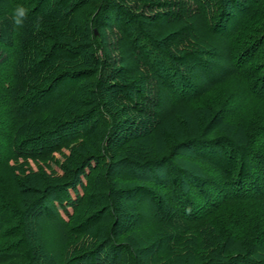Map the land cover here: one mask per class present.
Listing matches in <instances>:
<instances>
[{"label":"trees","instance_id":"trees-1","mask_svg":"<svg viewBox=\"0 0 264 264\" xmlns=\"http://www.w3.org/2000/svg\"><path fill=\"white\" fill-rule=\"evenodd\" d=\"M262 2L0 0V161L13 140L10 158L63 156L23 178L13 206L0 187V264H264V143L221 90L238 78L264 101ZM209 21L210 47L178 46Z\"/></svg>","mask_w":264,"mask_h":264},{"label":"rangeland","instance_id":"rangeland-1","mask_svg":"<svg viewBox=\"0 0 264 264\" xmlns=\"http://www.w3.org/2000/svg\"><path fill=\"white\" fill-rule=\"evenodd\" d=\"M183 1H185V0H183ZM236 4H237V2H235V5ZM262 4H263V8H264V0H263ZM138 5H140V2ZM195 7H197V6L195 5ZM139 10H141V9H139ZM153 10H154V7L146 8L144 10L145 12L143 14L148 15ZM166 10L167 9L164 8L163 5L159 9V11H161V12H165ZM132 11H133V13L137 12L136 10H132ZM200 11H201V9H200ZM220 15H221V13H219V15L214 13V18H216V17L222 18V16H220ZM209 17H211V16L207 14L208 20H209ZM253 20L254 19H251L249 21L244 22L242 24V27H239L237 29L238 31H237L236 38L234 39V41H232L230 43L226 41L228 46H230L232 49H234L235 54H239L241 52V50L243 48H245V46L247 44H249L251 39L256 35L252 32V28L249 29V25L252 24L251 22ZM258 20H260V19H258ZM235 23H236L235 20H232V22L227 21L226 29L230 30L231 28H233V25ZM178 24H181V23H178ZM246 24H248V26H245ZM210 26H211L210 21L207 24H206V22H201V23L196 22V24L191 23V27L193 29L192 33H189L186 37V38L190 37L189 42H184L182 45L179 44L178 46L179 47H186V48L187 47L193 48L194 44H198L199 46L210 47L211 46L210 43H213L214 42L213 38H215V37L212 38L208 34L210 32ZM191 27H190V30H191ZM208 30H209V32H208ZM187 32H189V31H187ZM187 32H185L184 34H187ZM258 33L263 34L264 32L262 30H259L257 32V34ZM218 56H220V54H218ZM218 56H217V58L219 59ZM260 56H264V53H263V55H260ZM260 56H256L254 58V60L258 61ZM219 60H221V58ZM263 60H264V58L260 59V63L263 62L262 66H261L262 68L264 67V61ZM252 66H254L253 63H252ZM236 81H239L237 83L240 84V87L238 90L235 91L234 86L236 85ZM154 83L155 82L153 81V83H151V85L154 86ZM58 85H64V84H62L60 82ZM69 86H72V85H70V83H69V85H64L61 88L64 89V88H68ZM247 87H248V85H247V82L245 80H241V79L237 78V79L232 80V82L228 80V82L221 87V90H222L223 95H227L230 92H232V95L234 96V97L232 96V99L235 101V102H233L234 103L233 108L235 107V109H234L235 112L234 111H232V112H233V116L235 118V121H237V123L241 126L242 129H244V130L250 129L251 133H254L253 139L257 140L258 144L261 143V141L264 143V137H261V138L257 137V136H259V133H260V132H258V129H254V131L252 130L254 125L256 124V122L258 120L262 119V117H264V101L252 99L250 94H248V88ZM61 88H57V89L59 90ZM259 127H261V126H259ZM14 143L17 144V141L13 140L10 143L8 148L3 147V149H4L3 152L6 156V159L1 160L2 162L0 161V187H3L7 192L5 195H4V193H2L1 196H3L5 202H7V203L13 202L12 204H10V206H13L14 203H17V202L22 200V195H18V190H19L18 184H19V182H21V180L23 178H26L28 175H30L32 173H36V172L38 173V170L40 167H42V169H44L47 173H49L51 171V169L52 170L58 169L57 168L59 166L58 163H60L63 160V156L58 151L53 152L51 157L45 158L44 160L31 159L28 156L21 157L20 155L14 157V158H10V156L7 154H9V150H11V147H13L12 145H14ZM194 151L197 152L198 149L196 148ZM78 184L79 183H76V188L79 190L80 184L79 185ZM96 192H98V191H96ZM191 193L193 195V192H191ZM72 194H74V193L72 192ZM59 195L60 196H58V195H54V196L55 197L58 196V198L63 199L62 195L61 194H59ZM64 201H66V200H64ZM60 203H61V201H59V199H57V200L53 199V201L49 202V204L52 206H54V204L55 205L57 204V206H58ZM4 204L5 203H0V209L6 207ZM58 207H57V209L59 210V213L60 214L63 213L61 210V208H63V207H61V205ZM15 210H17V209L15 208ZM15 210L12 209L11 207H9L8 211L15 212ZM70 210H69V212H70ZM45 221H48V219H46L44 217L39 218V223L42 224L41 228H39L40 233H41L43 239L45 240L47 246L49 244H50V247L56 246V240L59 237L58 236L59 235L58 234V228L59 227L56 226L55 224L46 225ZM51 223H53V222H51ZM44 227H47V228H44ZM4 228L6 229V227H4ZM82 240H84V238H82ZM7 244H8L7 242H3L2 239H0V247H2V245H7Z\"/></svg>","mask_w":264,"mask_h":264},{"label":"clouds","instance_id":"clouds-1","mask_svg":"<svg viewBox=\"0 0 264 264\" xmlns=\"http://www.w3.org/2000/svg\"><path fill=\"white\" fill-rule=\"evenodd\" d=\"M28 10L22 5H16L12 10L11 17L12 21L17 26H22L23 21L27 17Z\"/></svg>","mask_w":264,"mask_h":264}]
</instances>
